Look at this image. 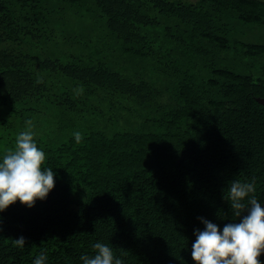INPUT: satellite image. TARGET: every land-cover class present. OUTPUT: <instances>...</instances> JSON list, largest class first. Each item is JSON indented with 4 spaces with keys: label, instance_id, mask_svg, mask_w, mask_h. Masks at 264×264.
<instances>
[{
    "label": "trees",
    "instance_id": "trees-1",
    "mask_svg": "<svg viewBox=\"0 0 264 264\" xmlns=\"http://www.w3.org/2000/svg\"><path fill=\"white\" fill-rule=\"evenodd\" d=\"M216 7L264 31V0H0V162L31 119L55 173L46 199L0 212V264H83L97 242L124 264H196L198 218L239 222L229 181L254 177L262 205L264 41ZM229 42L260 70L237 72Z\"/></svg>",
    "mask_w": 264,
    "mask_h": 264
},
{
    "label": "clouds",
    "instance_id": "clouds-1",
    "mask_svg": "<svg viewBox=\"0 0 264 264\" xmlns=\"http://www.w3.org/2000/svg\"><path fill=\"white\" fill-rule=\"evenodd\" d=\"M37 83H42L38 78ZM83 93V88L78 94ZM26 130L19 133L15 146L9 148L0 162V212L19 200L31 208L35 202L47 198L55 187L52 168H43L45 152L34 140L33 121H25ZM76 143L82 142L80 132L73 133ZM224 190L233 215L239 222L227 223L223 230L217 224L200 217L204 229L195 231L192 258L196 264H261L264 252V207L255 196V178L251 181L231 180ZM247 213V214H245ZM26 238L13 239V245L24 248ZM93 255H82L83 264H124L105 243L94 244ZM48 257L41 251L33 264H45Z\"/></svg>",
    "mask_w": 264,
    "mask_h": 264
},
{
    "label": "rangeland",
    "instance_id": "rangeland-1",
    "mask_svg": "<svg viewBox=\"0 0 264 264\" xmlns=\"http://www.w3.org/2000/svg\"><path fill=\"white\" fill-rule=\"evenodd\" d=\"M213 12L218 18H222L227 22H232L238 28H244L247 30H255V31H258L262 34V36H260V37L253 38L252 41H264V31L260 25H258V24H254V25L245 24L239 19L237 13H235L231 10L224 9V8H217L216 7V8H214ZM244 40L248 41L247 39H244ZM211 45L212 44H210V43L205 44L207 49H210L212 47ZM63 51H67V50L63 49ZM225 51H226V54L231 53V58L233 60L235 59L234 61H236V64H237V69H235V70L237 72L242 73V72L248 71V70L253 71V72H257L260 70V66L258 64V61H259L258 59L247 58V59H245V62H243L242 58H241L242 57L241 52L234 51L232 49V45L230 42L226 46ZM217 56L218 55H215V57H217ZM182 73L183 72H180L178 75L173 77L175 84L178 87H180L184 82V80L182 79ZM202 90L205 91L206 94L211 95L213 98L216 97V89L206 85V86H204V89H202ZM54 117H56V115H53V114L50 115V122H51V119H53Z\"/></svg>",
    "mask_w": 264,
    "mask_h": 264
},
{
    "label": "water",
    "instance_id": "water-1",
    "mask_svg": "<svg viewBox=\"0 0 264 264\" xmlns=\"http://www.w3.org/2000/svg\"><path fill=\"white\" fill-rule=\"evenodd\" d=\"M255 101L257 103H259L260 105H263L264 106V97L263 98L257 97V98H255ZM262 207H264V201L262 203Z\"/></svg>",
    "mask_w": 264,
    "mask_h": 264
}]
</instances>
